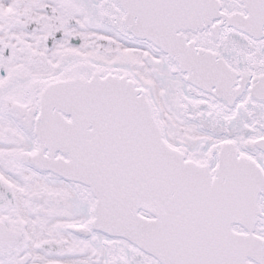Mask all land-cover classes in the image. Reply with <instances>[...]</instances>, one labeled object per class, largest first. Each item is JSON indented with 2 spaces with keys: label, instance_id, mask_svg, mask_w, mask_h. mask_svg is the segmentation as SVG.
<instances>
[{
  "label": "water",
  "instance_id": "1",
  "mask_svg": "<svg viewBox=\"0 0 264 264\" xmlns=\"http://www.w3.org/2000/svg\"><path fill=\"white\" fill-rule=\"evenodd\" d=\"M102 6L106 23L164 54L186 82L195 98L182 96L183 115L228 139L205 155L202 144L201 160L189 157L165 140L149 91L129 73L80 63L49 79L39 97L31 88L30 104L15 103L37 143L23 162L90 198L91 219L67 229L95 242L93 233L113 238L105 242L110 264H264V160L254 158L264 157V136L253 138L264 131V0H102ZM73 51L127 65L152 91L162 119L172 120L132 61ZM168 129L170 139H182ZM14 203L11 189L0 192V208L13 216ZM24 225L31 227L25 209ZM26 240L24 228L0 218V255ZM36 242L29 233L20 255Z\"/></svg>",
  "mask_w": 264,
  "mask_h": 264
},
{
  "label": "rangeland",
  "instance_id": "2",
  "mask_svg": "<svg viewBox=\"0 0 264 264\" xmlns=\"http://www.w3.org/2000/svg\"><path fill=\"white\" fill-rule=\"evenodd\" d=\"M72 1L73 0H29L32 4L38 3L41 5L39 8L40 10L34 9V11L32 10V14L40 15V18L37 17L36 20L39 24H45V29L48 34L63 30L66 25H69L70 19L76 18V20L80 22V27L69 26V32L71 34H81L82 38H84L83 42L75 45L73 43H66V38H60L56 40L57 46L64 44L70 51L76 48H83L98 52L118 54L132 61L157 94L172 117V120H174V115H178L174 104L176 101L174 97V95H176V82L173 83L171 76H169L166 70L162 71L157 65L149 64L148 56H152L154 60L157 61H160V59L151 55L146 47L128 44L116 36H112L111 40L104 39L99 33V30L87 24L88 19L84 13H82L83 8ZM50 30L53 31L51 32ZM55 49L54 45V48L50 50V52L54 54L53 51ZM175 135L188 140L192 144L194 143V139L192 138L194 131L190 128H179L176 130ZM0 169L1 173L6 174L12 183L17 184V186H15L17 193V214L16 217L13 218V222H16L17 225H21V223L24 224L25 209V217L31 222V227L28 229V232L32 233V239L37 241L34 246L29 243L26 251L21 254L19 258L25 255L29 256L30 259L28 262H30V264H45V262L51 264H68V261H73V264H80L83 260L93 258L97 264H102V259L98 258L89 248L82 246V244L89 241H80V239L64 232L61 228L64 220L73 221L84 215L82 211L83 208L81 207L82 209H80L76 205L79 201L74 197V194L65 183L51 184L43 178L36 177L32 172L24 170L16 163H11L8 168L6 165L0 163ZM0 178H2L1 174ZM61 185L68 188L72 193L70 196L72 210L70 214L65 212L67 216L60 211L57 212L55 209L51 210L50 207L49 210L51 211H44L46 208L44 209L37 201L33 200L31 196L29 197L32 192H39L42 189L59 192ZM48 239L57 241L67 240V251L63 248H57L54 251L41 248L40 242Z\"/></svg>",
  "mask_w": 264,
  "mask_h": 264
},
{
  "label": "flooded vegetation",
  "instance_id": "3",
  "mask_svg": "<svg viewBox=\"0 0 264 264\" xmlns=\"http://www.w3.org/2000/svg\"><path fill=\"white\" fill-rule=\"evenodd\" d=\"M40 6L29 0H0V163L7 168L14 164L15 150L23 138L12 117L5 112V102L21 92L32 78L45 76L48 67L62 62L66 56L77 55L64 44L57 46L56 40L66 38V43L80 44L84 39L79 33L69 32V26H72L69 23L61 30V37L48 44L51 33H47L44 23L39 24L36 20L40 15L32 14ZM54 45L56 49L52 54L50 50ZM0 174L3 176L2 185L9 182L1 169ZM12 185L13 188L17 186L16 183Z\"/></svg>",
  "mask_w": 264,
  "mask_h": 264
},
{
  "label": "bare ground",
  "instance_id": "4",
  "mask_svg": "<svg viewBox=\"0 0 264 264\" xmlns=\"http://www.w3.org/2000/svg\"><path fill=\"white\" fill-rule=\"evenodd\" d=\"M162 67V69H164L165 70V68L166 67H164L163 65L161 66ZM175 96V95H174ZM196 134H198V136L200 135V136H203V137H206V135L207 136H209L208 134H206L205 132H196ZM72 192V191H71ZM71 192L69 191V189L68 188H65L64 186H62L61 185V189H60V191L58 192V194H57V196H56V198L54 199L55 200V203L57 204V209L59 210V211H65V212H70L71 211V206H72V204L70 203L71 201H70V196H71ZM73 193V192H72ZM80 202V201H79ZM77 202V206L80 208V209H82L83 207V210L86 212L87 210H86V208H85V206L80 202ZM82 207V208H81ZM70 214V213H69ZM85 216V215H84ZM78 218H81V216L80 217H78ZM77 218V219H78ZM83 218V217H82ZM86 218V217H85ZM81 241V240H80ZM80 243H82V242H80ZM82 246H85V247H87V248H89V250H91L92 252H94L95 253V255L98 257V258H100V259H102V264H104L105 262V260H107V258H106V251H105V249L104 250H102L103 248L101 247V246H97V247H94V246H92L89 242H85L84 244H82ZM18 262H16L15 264H17ZM107 263V262H106Z\"/></svg>",
  "mask_w": 264,
  "mask_h": 264
}]
</instances>
